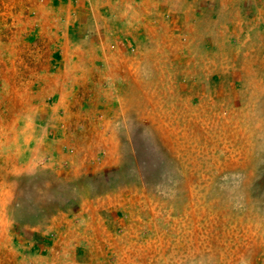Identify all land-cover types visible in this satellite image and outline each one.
I'll return each instance as SVG.
<instances>
[{"label":"rangeland","instance_id":"obj_1","mask_svg":"<svg viewBox=\"0 0 264 264\" xmlns=\"http://www.w3.org/2000/svg\"><path fill=\"white\" fill-rule=\"evenodd\" d=\"M0 0V264H264V0Z\"/></svg>","mask_w":264,"mask_h":264},{"label":"crops","instance_id":"obj_2","mask_svg":"<svg viewBox=\"0 0 264 264\" xmlns=\"http://www.w3.org/2000/svg\"><path fill=\"white\" fill-rule=\"evenodd\" d=\"M46 2L47 5L51 6L50 9L52 10L53 8H55L56 5H58L59 3L63 2V0H44ZM74 2V0H66V2L63 5H66L69 7L70 3L72 4ZM60 6L62 4H59Z\"/></svg>","mask_w":264,"mask_h":264}]
</instances>
